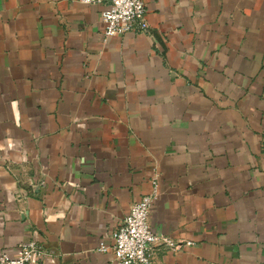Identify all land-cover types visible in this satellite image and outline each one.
Listing matches in <instances>:
<instances>
[{
    "label": "crops",
    "instance_id": "0c3cea01",
    "mask_svg": "<svg viewBox=\"0 0 264 264\" xmlns=\"http://www.w3.org/2000/svg\"><path fill=\"white\" fill-rule=\"evenodd\" d=\"M143 1L105 35L103 3L0 0V253L117 264L155 176L150 264H264V0Z\"/></svg>",
    "mask_w": 264,
    "mask_h": 264
},
{
    "label": "built area",
    "instance_id": "2783aa9c",
    "mask_svg": "<svg viewBox=\"0 0 264 264\" xmlns=\"http://www.w3.org/2000/svg\"><path fill=\"white\" fill-rule=\"evenodd\" d=\"M90 3H103L100 16L104 22L105 35L125 32L147 31L146 7L143 0H82ZM156 177L151 179V189L132 203L129 212L112 231L111 244L100 241L97 249L106 251L110 248L117 264H150L154 247L159 243L174 246L168 236L155 232L149 223V214L156 197ZM191 241H186L190 243ZM49 253L39 241L28 239L19 243V250L14 255L0 253V264H33Z\"/></svg>",
    "mask_w": 264,
    "mask_h": 264
}]
</instances>
